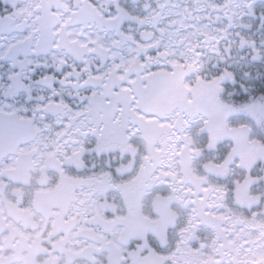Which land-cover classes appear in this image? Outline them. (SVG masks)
Returning <instances> with one entry per match:
<instances>
[{"label": "snow or ice", "instance_id": "obj_1", "mask_svg": "<svg viewBox=\"0 0 264 264\" xmlns=\"http://www.w3.org/2000/svg\"><path fill=\"white\" fill-rule=\"evenodd\" d=\"M0 264H264V0H0Z\"/></svg>", "mask_w": 264, "mask_h": 264}]
</instances>
